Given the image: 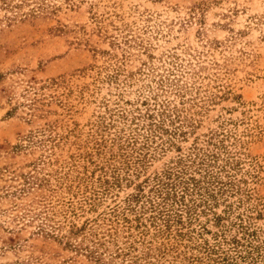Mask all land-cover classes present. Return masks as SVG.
Here are the masks:
<instances>
[{
	"label": "rangeland",
	"instance_id": "1",
	"mask_svg": "<svg viewBox=\"0 0 264 264\" xmlns=\"http://www.w3.org/2000/svg\"><path fill=\"white\" fill-rule=\"evenodd\" d=\"M0 264H264V0H0Z\"/></svg>",
	"mask_w": 264,
	"mask_h": 264
},
{
	"label": "trees",
	"instance_id": "2",
	"mask_svg": "<svg viewBox=\"0 0 264 264\" xmlns=\"http://www.w3.org/2000/svg\"><path fill=\"white\" fill-rule=\"evenodd\" d=\"M188 180H192L191 183H193L194 185L198 186L199 189L202 187L203 182L201 181V179H197L196 177H189ZM185 181L186 180H184L183 181L184 183L182 182V184H184L183 186H184L185 189H188V186H189L190 182H185ZM163 184L169 185V183H164V182H163ZM166 195L171 196V197H175V198L177 196L175 191L173 193H168ZM136 197H139V192L136 195ZM179 198H184V196L183 195H179ZM181 200H183V199H181ZM237 242H239V241L237 239H235V238L232 240V243H237Z\"/></svg>",
	"mask_w": 264,
	"mask_h": 264
}]
</instances>
